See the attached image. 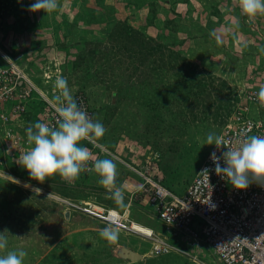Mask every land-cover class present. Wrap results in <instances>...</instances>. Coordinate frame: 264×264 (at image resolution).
Returning a JSON list of instances; mask_svg holds the SVG:
<instances>
[{"label":"rangeland","instance_id":"obj_1","mask_svg":"<svg viewBox=\"0 0 264 264\" xmlns=\"http://www.w3.org/2000/svg\"><path fill=\"white\" fill-rule=\"evenodd\" d=\"M33 2L0 0V67L10 58L35 90L25 113L0 121V232H9L7 250H25L24 264H190L179 253L155 255L149 241L125 232L118 231L117 242L110 244L99 235L106 226H93L78 211L65 220L62 211L81 202L118 210L128 205L129 217L153 223L137 192L143 181L132 169L147 171L176 193L185 190L211 146L205 145L207 134L219 135L236 104L264 84V14L249 19L239 0H59L49 14L30 12ZM116 24L143 33L153 45L168 46L195 69L186 73L181 62L161 68L149 57L129 81L123 66H110L111 55L100 60ZM164 51L160 56L169 58ZM57 77L67 79L74 99L83 100L82 109L104 125L96 145L81 144L93 161L115 158L123 207L108 198L92 162L71 184L59 175L40 184L18 164L16 158L29 148L28 125L55 116L49 103ZM155 222L160 232L163 224ZM130 243L141 260L122 256ZM174 247L195 251L212 264L204 246Z\"/></svg>","mask_w":264,"mask_h":264},{"label":"built area","instance_id":"obj_2","mask_svg":"<svg viewBox=\"0 0 264 264\" xmlns=\"http://www.w3.org/2000/svg\"><path fill=\"white\" fill-rule=\"evenodd\" d=\"M260 87L247 92L244 102L236 104L222 125L219 135L224 137L227 145L237 146L242 129H247L248 135L264 136V108L260 107L256 96ZM31 88L22 69L13 62L6 61V65L0 67L1 122L27 111ZM76 101L79 107L84 108L81 98ZM6 104H9L8 109L5 108ZM57 119L55 112V116H50L44 123L54 126ZM8 134L7 131L4 135ZM224 150L216 149L214 145L209 147L182 195L164 188L147 171L143 174L132 169L143 181L137 192L152 206L166 233L190 245L206 246L215 256L216 264H264V188L251 184L245 190H237L225 178L217 175L210 156L214 151L219 156ZM205 168L209 169L208 174L201 173ZM71 208L117 229L132 227L123 222L124 212L120 214L89 202L72 204ZM149 237L155 255L168 253L173 248L152 231ZM190 260L191 264H208L196 255H191Z\"/></svg>","mask_w":264,"mask_h":264},{"label":"clouds","instance_id":"obj_3","mask_svg":"<svg viewBox=\"0 0 264 264\" xmlns=\"http://www.w3.org/2000/svg\"><path fill=\"white\" fill-rule=\"evenodd\" d=\"M58 7L59 0H34V2L30 4L28 10L30 12L43 11L44 13L49 14L57 10ZM239 8L242 15L252 19L257 15L264 14V0H239ZM262 51H264V49H262ZM5 59L7 62L11 61L8 57H5ZM5 65L6 64H3V66ZM53 87L57 90V93L52 97L51 104L58 114V119L54 126H50L44 122L30 123L28 125L25 132L29 148L16 158L18 159V164L28 172L30 179L35 180L40 184H43L48 177L54 175H59L64 181L71 184L79 178L81 172L86 170L89 162H92L93 168L99 176L98 183L107 190L108 198L112 199L119 207H123L124 192L117 186V161L115 158H97L93 161L92 152L89 148L82 146L81 144L82 141H87L88 143L96 145L97 141L105 135L106 129L104 125L100 121L94 120L85 110L78 106L65 77H57ZM256 96L260 107L264 108V86L260 87ZM205 145H214L216 149H226L222 151L219 156H217L215 151L212 152L210 159L215 165L216 174L225 178L232 187L237 190H245L251 184H257L259 187L264 188V136L248 135V130L242 129L236 141L237 146L232 147L226 144L222 135L209 132L206 136ZM101 151H106V149L101 146ZM208 172L209 169L207 168L201 171V173L207 174ZM185 190L180 194L172 190L169 191L176 195H182ZM34 191L40 192V189L35 188ZM144 201L149 206L150 214H152L151 218L155 221L158 220L152 206L146 202L145 197ZM101 207L112 209L120 214L124 212L123 222L127 226L130 224L132 225V227L126 230L117 229L111 224L106 225L100 223L97 220L82 214L86 218L97 221L99 224L106 226L100 230L99 235L108 243L111 244L117 242L119 238L118 231H120L149 241L152 251V239L149 237L150 231H152L158 236V238L166 240V242L174 248L168 253H179L180 255L187 257L190 264L191 255H196L199 259L205 261L204 258L195 251L192 254L191 252H188L189 255H186V251L175 248V244L184 243L190 245V243H186L183 240H176L174 237L166 233L163 225H160L161 230L159 232L150 226H145L143 223L138 222L136 218L129 217L128 205H126L123 210L106 206ZM64 210H68L69 215L72 211V209ZM133 224L147 227L149 229V234L138 230ZM6 233L9 234L7 229L0 232V252L5 253L0 255V264H24V258L27 256V252L23 249L7 250L8 238ZM170 239L173 241H169ZM190 246L197 247L204 245L198 244ZM208 251L212 256V260L216 262L215 256L210 249H208ZM125 260L130 261L126 258Z\"/></svg>","mask_w":264,"mask_h":264},{"label":"trees","instance_id":"obj_4","mask_svg":"<svg viewBox=\"0 0 264 264\" xmlns=\"http://www.w3.org/2000/svg\"><path fill=\"white\" fill-rule=\"evenodd\" d=\"M115 28V34L112 36L113 32L111 30V38L108 41L111 46L106 49L104 45L105 52L99 53L102 55L100 60L104 61L105 57L111 55L110 66H123V70L128 75L129 81H131L130 79L134 78V76L138 75L137 72H139L140 74L142 73L140 72V69L150 63L148 62L151 61L149 57H151V59L153 60L151 62L159 64L161 68L170 69L174 63L179 64V62H181L185 63L182 71L188 73L189 71L195 69V67L192 66V63L190 61H186L185 58L175 55L174 52H170L168 46H165L164 44L160 43H157L155 45L151 44L152 41L150 42L149 39L145 37L143 33L138 32L134 29L132 30L129 26H126V24H116ZM156 48L160 49V52L156 50ZM164 50L169 52L168 55L170 57L167 59H165L164 56H160L162 52H165ZM100 52H103V50ZM225 85L226 82L224 80H221L220 87ZM197 86H199L200 89H202L201 86L204 88V85H200V83H198ZM169 190L172 189L170 188Z\"/></svg>","mask_w":264,"mask_h":264},{"label":"crops","instance_id":"obj_5","mask_svg":"<svg viewBox=\"0 0 264 264\" xmlns=\"http://www.w3.org/2000/svg\"><path fill=\"white\" fill-rule=\"evenodd\" d=\"M70 216V215H69ZM139 222H140V220H141V216L140 215H135L134 216ZM89 221H91L90 219H89ZM142 221V220H141ZM153 221V220H152ZM150 222V221H149ZM149 222H147L146 220H143L141 223H143L145 226L147 225V226H150V227H152V228H154V229H157L158 227L157 226H159L158 224H156V222L155 221H153V223H149ZM89 223H91L93 226H97L98 225V222L97 221H94V220H92L91 222H89ZM100 225V224H99ZM102 225V224H101ZM104 226V225H103ZM158 230V229H157ZM136 245V244H135ZM133 249V245L130 243L129 245H127L126 246V250H128V251H131ZM133 252H135V251H133ZM211 260V262H212V264H216V262L214 261V260H212V258L210 259Z\"/></svg>","mask_w":264,"mask_h":264},{"label":"water","instance_id":"obj_6","mask_svg":"<svg viewBox=\"0 0 264 264\" xmlns=\"http://www.w3.org/2000/svg\"><path fill=\"white\" fill-rule=\"evenodd\" d=\"M63 218L65 220H68L69 218V211L68 210H63L62 212ZM122 256L130 261H138L141 259V256L139 254H136L132 251H128V250H123L122 251Z\"/></svg>","mask_w":264,"mask_h":264},{"label":"bare ground","instance_id":"obj_7","mask_svg":"<svg viewBox=\"0 0 264 264\" xmlns=\"http://www.w3.org/2000/svg\"><path fill=\"white\" fill-rule=\"evenodd\" d=\"M27 76V75H26ZM29 84H30V86L33 88V85L31 84V82L29 81ZM38 92V91H37ZM40 92V91H39ZM49 103V102H48ZM49 104H51V103H49ZM7 177V176H6ZM5 178V177H4ZM8 179H10L11 180V178L10 177H7ZM15 181V180H14ZM15 182H18L19 184H22V182H20V181H15ZM25 184V183H24ZM28 185V184H27ZM26 186V185H25ZM29 187V186H28ZM58 200V199H57ZM63 202V201H62ZM63 203H65V202H63ZM134 226H136V228L138 229V230H141V231H143V232H147L148 234H149V229L147 228V227H144V226H138V225H136V224H133Z\"/></svg>","mask_w":264,"mask_h":264}]
</instances>
